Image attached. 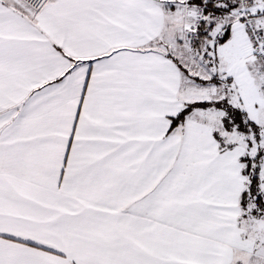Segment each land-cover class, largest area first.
I'll return each mask as SVG.
<instances>
[{"label": "snow or ice", "instance_id": "snow-or-ice-1", "mask_svg": "<svg viewBox=\"0 0 264 264\" xmlns=\"http://www.w3.org/2000/svg\"><path fill=\"white\" fill-rule=\"evenodd\" d=\"M0 264H264V0H0Z\"/></svg>", "mask_w": 264, "mask_h": 264}]
</instances>
